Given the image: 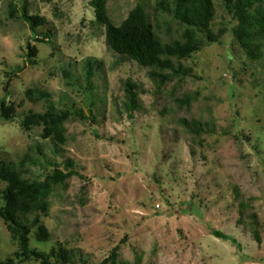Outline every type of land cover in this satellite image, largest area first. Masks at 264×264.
<instances>
[{
    "label": "rangeland",
    "instance_id": "374dc122",
    "mask_svg": "<svg viewBox=\"0 0 264 264\" xmlns=\"http://www.w3.org/2000/svg\"><path fill=\"white\" fill-rule=\"evenodd\" d=\"M92 1L26 0L43 21L34 34L22 18L24 0H0V162L30 181H44L56 166L66 172L68 161L76 173L54 186L45 211L27 216L31 247L48 254L63 247L76 264H102L115 249L119 264H264V50L251 60L225 0H213L211 30L224 36L173 60L187 73L161 84L108 49ZM157 1L109 0L108 14L119 26L143 5L165 45L181 40L185 28ZM129 82L139 103L132 118ZM28 90L48 93L70 113L59 153L41 126L25 127L30 112H46ZM3 101L16 108L12 121L1 117ZM5 187L0 182V193ZM17 251L0 219V262Z\"/></svg>",
    "mask_w": 264,
    "mask_h": 264
},
{
    "label": "trees",
    "instance_id": "16d2710c",
    "mask_svg": "<svg viewBox=\"0 0 264 264\" xmlns=\"http://www.w3.org/2000/svg\"><path fill=\"white\" fill-rule=\"evenodd\" d=\"M108 1L93 0L91 3L98 23L105 26V40L108 49L122 59L132 60L140 67L150 69L149 76L161 84L171 81L179 72L187 73L182 68L177 69L173 60L181 62L190 58L192 54L201 51L206 44L218 43L225 33L222 31L216 35L211 30V24L215 18L213 0L157 1V8L160 11L173 15L185 28L181 40H175L167 45L157 36L145 6L138 5L121 25L116 26L108 14ZM225 5L234 21L237 22V26L233 29L236 42L251 60H257L264 52H262L264 50V0H225ZM22 18L30 24L34 34L43 23L42 19L29 13L26 0H24ZM29 49L28 58L35 65L32 57H36L37 49L31 45ZM88 67L92 70L93 64L90 62ZM9 84L10 79H8L6 89ZM136 88L133 83L127 84L128 98L125 106L131 118L139 109ZM26 97L32 102L44 100L46 112L42 114L30 112L25 117V127L29 129L33 126H41L44 138L50 139L59 153L62 145L65 144L64 124L69 120L70 113L59 112L50 101L48 93L28 90ZM15 112L14 105L8 106L5 101L1 103V117L4 120L12 121ZM182 124L190 127L191 131L195 130L196 134L201 132L196 123L189 124L183 120ZM67 164L66 172L56 166L52 174L48 175L44 181L38 182L24 179L9 163L0 162V182L6 184L5 189L0 193L3 201L0 207V219L18 246V251L13 258H8L6 262H0V264H24L31 260L41 261L42 264H54L52 260L58 264H76L74 255L63 247L53 248L49 254L33 249L30 242L31 225L27 223L29 214L38 210H46L45 200L54 186L65 183L76 174L72 170L73 162L68 161ZM241 214L243 215V212ZM252 218L251 223L254 224L256 215ZM40 222L36 218L33 227L39 225L36 236L39 242L45 243L49 235L45 225H40ZM240 222L243 223V221ZM212 235L221 240L229 239L225 234L216 230L212 232ZM254 237L261 243L262 239L257 229L254 231ZM117 250L115 249L102 264H119Z\"/></svg>",
    "mask_w": 264,
    "mask_h": 264
}]
</instances>
